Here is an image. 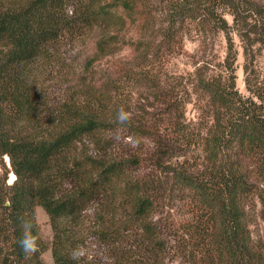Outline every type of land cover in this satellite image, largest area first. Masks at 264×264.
Returning <instances> with one entry per match:
<instances>
[{
	"label": "trees",
	"instance_id": "1",
	"mask_svg": "<svg viewBox=\"0 0 264 264\" xmlns=\"http://www.w3.org/2000/svg\"><path fill=\"white\" fill-rule=\"evenodd\" d=\"M162 1L159 12L153 0L0 2V157L8 155L15 174L7 183L4 164L0 264H46L36 205L53 227L52 264H92L71 258L90 230L130 264H264V234L254 229L256 197H264V80L247 74L246 96L234 77L196 76L194 91L207 107L197 122L185 117L182 80L174 82L175 94L160 84L166 75L157 79L150 70L141 73L161 98L158 123L131 116L120 124L129 101L102 84L88 85L83 103L63 104L46 120L36 113L42 97L24 69L63 40L97 32L98 57L129 45L143 60L164 63L189 21L228 31L218 14L228 6L241 26L246 14H258L248 31L264 44V10L254 0ZM121 132L149 138L152 148L123 150ZM25 219L40 237L27 257L19 243Z\"/></svg>",
	"mask_w": 264,
	"mask_h": 264
},
{
	"label": "rangeland",
	"instance_id": "2",
	"mask_svg": "<svg viewBox=\"0 0 264 264\" xmlns=\"http://www.w3.org/2000/svg\"><path fill=\"white\" fill-rule=\"evenodd\" d=\"M16 1L0 0L3 3ZM254 2L264 10V0H254ZM153 3V10L159 12L163 8L162 0H153ZM218 14L228 22V31L219 30L213 23L202 25L191 20L182 33L179 45L175 47L164 63L156 59L143 60L140 52L133 50L129 45H124L114 56L98 57L96 53L94 55L93 44L97 32H91L73 42L63 40L56 43L47 53L29 62L24 69L25 77L32 80L34 92L38 97H42L36 112L37 115L46 120L50 113L60 110L63 104L74 101L83 103L87 98L88 85L102 84L112 96L117 95L114 98L119 100L123 98L129 101L128 108L131 116H144L146 119H150V122L158 123L163 104L151 81L143 75L145 70H150L149 73L155 74L157 79L166 75L168 80H165V84L161 80L160 84L167 87L169 92L174 90L175 94L177 92L173 86L174 82L176 84V80L178 82L182 80L183 90L180 91V94L186 98L189 97L185 107L187 121L205 120L207 107L197 95L198 93L194 91L196 76L208 73V75L213 74L222 76V78L234 77L236 87L246 96L249 94L245 82L247 74H250L252 78L258 77L264 80V44L254 39V33L248 31V28L261 18L257 13L246 14L245 20L248 25L241 26L239 22H234V15L228 6L219 7ZM144 36L146 40L151 38L148 34ZM87 62L91 63L85 68ZM120 134L119 140L124 145L123 150L131 153L137 148H140L141 151L152 148V141L149 138L137 139L124 136V132ZM90 146L92 151L94 147ZM182 158L184 157L181 156L180 159ZM4 164L9 169L7 183L10 184L15 180V174L11 170L7 154L0 157V174L4 172ZM256 204L258 216L257 224L254 226L255 235H263L264 197L262 199L256 197ZM170 211L175 219L179 220L180 214L174 208ZM35 213L42 238L46 244L41 258L44 263L52 264L54 261V231L51 220L41 205L35 206ZM88 222L93 224L95 220L89 218ZM93 234L90 230L84 234L82 241H76L74 250L78 246L86 250V254L81 258L92 264H130L123 257L114 253L112 247L100 241Z\"/></svg>",
	"mask_w": 264,
	"mask_h": 264
},
{
	"label": "clouds",
	"instance_id": "3",
	"mask_svg": "<svg viewBox=\"0 0 264 264\" xmlns=\"http://www.w3.org/2000/svg\"><path fill=\"white\" fill-rule=\"evenodd\" d=\"M131 118V113L127 112L123 109L120 110L118 113V121L120 124L127 123ZM22 228V235L20 238V246L25 253V256H29L32 253H35L39 250V244L38 241L40 237L37 234H34L33 229V221L30 219H25L21 223ZM86 254V250H84L81 246H78L77 249H75L72 254L71 258L74 260H79L81 257H83Z\"/></svg>",
	"mask_w": 264,
	"mask_h": 264
}]
</instances>
